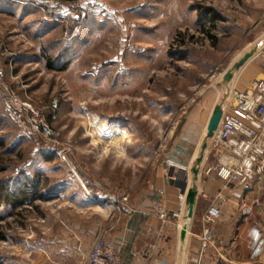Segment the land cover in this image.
<instances>
[{"label": "rangeland", "instance_id": "obj_1", "mask_svg": "<svg viewBox=\"0 0 264 264\" xmlns=\"http://www.w3.org/2000/svg\"><path fill=\"white\" fill-rule=\"evenodd\" d=\"M260 75L264 0H0V188L29 192L0 201V264H75L79 231L119 224L153 171L218 158L192 112ZM250 245L219 264H264Z\"/></svg>", "mask_w": 264, "mask_h": 264}, {"label": "crops", "instance_id": "obj_2", "mask_svg": "<svg viewBox=\"0 0 264 264\" xmlns=\"http://www.w3.org/2000/svg\"><path fill=\"white\" fill-rule=\"evenodd\" d=\"M212 111L213 107L203 113L198 110L192 112L197 117L202 115L201 119L205 121L204 137ZM217 162V156L207 151L203 158L194 153L182 163L189 170L159 167L152 172L144 182L145 190L133 198L131 208L125 212L120 223H114L113 217L107 224L110 229L108 242L121 247L123 264H196L197 261V264H219V259L226 255H237L246 247L250 254L255 248L250 244L264 242V174L248 188L225 189V183L214 171ZM191 190L196 193L193 206L187 201ZM236 190L243 194V203L233 197L232 192ZM219 195L227 201L220 219L214 225L204 224L205 213L212 205L218 204ZM89 200L85 205L89 210L99 212L105 209V205L100 204L101 199L93 196ZM242 206L251 210L248 218L242 216ZM159 212L168 215L181 213L180 222L183 225L189 220L185 240L181 231L176 229L178 221L171 218L164 224L158 218ZM96 223L79 231V240L84 244L80 246L81 258L91 250L101 230L100 225H106ZM205 234L211 238L213 248L201 254L200 236ZM256 248L260 252L262 244Z\"/></svg>", "mask_w": 264, "mask_h": 264}, {"label": "built area", "instance_id": "obj_3", "mask_svg": "<svg viewBox=\"0 0 264 264\" xmlns=\"http://www.w3.org/2000/svg\"><path fill=\"white\" fill-rule=\"evenodd\" d=\"M225 107V118L214 138V150L218 153L214 171L225 183V189L248 188L258 176L264 174V79L254 82L245 93H236L228 107ZM40 129L49 132L47 125L36 126V130ZM180 169L185 170L183 167ZM232 195L243 203V194L236 190ZM218 199V204L212 205L205 213L204 224L214 225L220 219L221 210L227 201L222 195H219ZM111 200L114 210L121 211L128 201V196H116ZM241 213L243 217L248 218L251 210L242 206ZM158 218L164 224L171 218L178 221L176 229L179 232L183 227L180 222L181 213L168 215L159 212ZM109 233L110 230L101 229L89 253L77 259L75 264H123L122 249L108 242ZM200 239L201 254H205L208 249L213 248V242L207 234L201 235Z\"/></svg>", "mask_w": 264, "mask_h": 264}, {"label": "water", "instance_id": "obj_4", "mask_svg": "<svg viewBox=\"0 0 264 264\" xmlns=\"http://www.w3.org/2000/svg\"><path fill=\"white\" fill-rule=\"evenodd\" d=\"M264 79V75H260L257 81L263 80ZM225 108L224 105L222 104V102L217 103L212 111L211 117L209 119V122L207 124V134H206V139H214L216 137V133L218 132V130L220 129L222 122L225 118ZM206 147V145L204 146V148ZM195 196L196 193L191 190L188 193L187 196V201L190 204V206H193L194 201H195ZM185 233L182 234V236L184 237Z\"/></svg>", "mask_w": 264, "mask_h": 264}, {"label": "trees", "instance_id": "obj_5", "mask_svg": "<svg viewBox=\"0 0 264 264\" xmlns=\"http://www.w3.org/2000/svg\"><path fill=\"white\" fill-rule=\"evenodd\" d=\"M50 68V63L48 65ZM26 187H31V186H26ZM6 191H3V188H0V201L1 202H7V203H14L16 205L22 204L24 201H26V199L29 196V192H21L20 194H17L16 197H13V199H10V195L6 194ZM0 202V203H1Z\"/></svg>", "mask_w": 264, "mask_h": 264}, {"label": "bare ground", "instance_id": "obj_6", "mask_svg": "<svg viewBox=\"0 0 264 264\" xmlns=\"http://www.w3.org/2000/svg\"><path fill=\"white\" fill-rule=\"evenodd\" d=\"M188 225H189V220L186 221L185 225H183V227L181 228V237L183 238V240H185L186 238H185V235L183 237L182 234L188 231Z\"/></svg>", "mask_w": 264, "mask_h": 264}]
</instances>
